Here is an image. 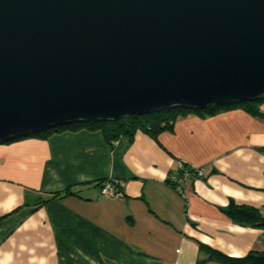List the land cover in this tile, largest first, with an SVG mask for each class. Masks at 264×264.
I'll use <instances>...</instances> for the list:
<instances>
[{
    "label": "crops",
    "instance_id": "obj_1",
    "mask_svg": "<svg viewBox=\"0 0 264 264\" xmlns=\"http://www.w3.org/2000/svg\"><path fill=\"white\" fill-rule=\"evenodd\" d=\"M181 164L206 172L186 198L169 182ZM110 181L120 196L101 194ZM231 202L264 213V116L242 107L180 114L113 148L101 131L11 139L0 143V264H222L201 245L264 251V227L233 221Z\"/></svg>",
    "mask_w": 264,
    "mask_h": 264
},
{
    "label": "water",
    "instance_id": "obj_2",
    "mask_svg": "<svg viewBox=\"0 0 264 264\" xmlns=\"http://www.w3.org/2000/svg\"><path fill=\"white\" fill-rule=\"evenodd\" d=\"M264 96V0H0V143Z\"/></svg>",
    "mask_w": 264,
    "mask_h": 264
},
{
    "label": "trees",
    "instance_id": "obj_3",
    "mask_svg": "<svg viewBox=\"0 0 264 264\" xmlns=\"http://www.w3.org/2000/svg\"><path fill=\"white\" fill-rule=\"evenodd\" d=\"M262 102H264V96L250 101L211 106L206 109L173 107L155 112L149 118L147 117L148 115H146L130 116L119 120L77 121L67 125L52 127L40 133L19 136L13 139L26 136L48 138L51 135L62 133L64 131H101L105 140L113 148L117 140L120 138L132 139L138 131L157 135L165 130H171L178 116L180 114H186L187 112H196L205 116L214 115L222 109L242 107L254 115L264 116V113L260 110ZM184 168H187V164H185ZM57 195L55 194V196ZM226 213L233 221L240 224L264 227V213L259 208L231 202L226 209ZM3 217H0V219ZM201 249L208 254V260H215L222 264H264V251H251L246 256L233 257L207 245H201ZM199 264H206V261H202Z\"/></svg>",
    "mask_w": 264,
    "mask_h": 264
},
{
    "label": "built area",
    "instance_id": "obj_4",
    "mask_svg": "<svg viewBox=\"0 0 264 264\" xmlns=\"http://www.w3.org/2000/svg\"><path fill=\"white\" fill-rule=\"evenodd\" d=\"M181 164L180 167L174 170L170 177L169 182L174 186V188L186 198V188L190 182L204 178L206 175L205 170L202 167ZM118 181L107 182L101 188V194L106 197H117L122 194V191L118 187Z\"/></svg>",
    "mask_w": 264,
    "mask_h": 264
},
{
    "label": "rangeland",
    "instance_id": "obj_5",
    "mask_svg": "<svg viewBox=\"0 0 264 264\" xmlns=\"http://www.w3.org/2000/svg\"><path fill=\"white\" fill-rule=\"evenodd\" d=\"M151 115H153V113H152V114H148V116H147V117L149 118ZM143 116H146V115H143Z\"/></svg>",
    "mask_w": 264,
    "mask_h": 264
}]
</instances>
